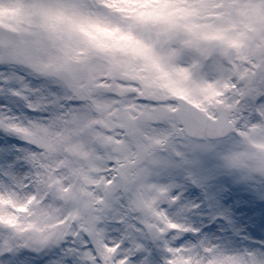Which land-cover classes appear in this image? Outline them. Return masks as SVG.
<instances>
[{"label": "snow or ice", "instance_id": "snow-or-ice-1", "mask_svg": "<svg viewBox=\"0 0 264 264\" xmlns=\"http://www.w3.org/2000/svg\"><path fill=\"white\" fill-rule=\"evenodd\" d=\"M240 9L264 0H18L0 264H264V28Z\"/></svg>", "mask_w": 264, "mask_h": 264}, {"label": "rangeland", "instance_id": "rangeland-1", "mask_svg": "<svg viewBox=\"0 0 264 264\" xmlns=\"http://www.w3.org/2000/svg\"><path fill=\"white\" fill-rule=\"evenodd\" d=\"M18 0H0V25H5L7 27H20L23 25V20L20 14L16 10V5ZM239 22L240 25H245L251 28V24L247 23L248 21H256L260 24L261 28H264V17L258 18L257 14L251 11H244L243 9L237 10L233 13ZM235 26V25H234ZM255 34H258L256 30H253ZM255 35H248L249 42H253ZM171 41L165 40L162 47L170 46ZM179 59V56L172 58V62L175 63ZM150 94H154L158 97L165 98V95L159 89H154Z\"/></svg>", "mask_w": 264, "mask_h": 264}]
</instances>
